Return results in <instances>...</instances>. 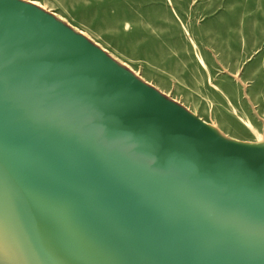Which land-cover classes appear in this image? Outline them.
Here are the masks:
<instances>
[{
  "label": "rangeland",
  "instance_id": "obj_1",
  "mask_svg": "<svg viewBox=\"0 0 264 264\" xmlns=\"http://www.w3.org/2000/svg\"><path fill=\"white\" fill-rule=\"evenodd\" d=\"M17 1L51 16L216 138L264 155V0ZM21 34L34 59L15 73L0 56L17 88L43 59L41 38ZM21 105V118L12 107L6 117L38 213L44 264H264V234L234 239L184 198L130 178L94 147L87 128L69 134L76 122L68 129L56 109L32 97ZM2 182L0 264H32L14 190Z\"/></svg>",
  "mask_w": 264,
  "mask_h": 264
},
{
  "label": "water",
  "instance_id": "obj_2",
  "mask_svg": "<svg viewBox=\"0 0 264 264\" xmlns=\"http://www.w3.org/2000/svg\"><path fill=\"white\" fill-rule=\"evenodd\" d=\"M26 31L41 38L43 59L36 77L24 87L10 86L0 70V167L16 191L39 248L42 237L38 213L6 114L12 107L21 118V103L29 97L49 110L39 99L48 93L56 97L69 126L82 114L126 161L197 193L222 214L264 227V157L257 155V150L216 138L48 14L17 0H0V56H8L15 73L26 57L34 59L33 45H28L21 34ZM76 128L69 131L64 127L69 134ZM94 138V147L130 178L156 186L126 170ZM173 195L184 198L209 224L220 226L230 235L208 211L181 195Z\"/></svg>",
  "mask_w": 264,
  "mask_h": 264
},
{
  "label": "bare ground",
  "instance_id": "obj_3",
  "mask_svg": "<svg viewBox=\"0 0 264 264\" xmlns=\"http://www.w3.org/2000/svg\"><path fill=\"white\" fill-rule=\"evenodd\" d=\"M41 101H43V103L48 108L52 107L53 109H56V111L63 117L62 121L68 129H70L71 126L74 125V124L71 126L68 125L65 113L62 111L60 104L56 100V97H54L52 95V93L51 94L48 93L47 95L43 96ZM17 109H18V107H17ZM75 122H76L75 127L79 126L80 128H84V129L87 128L89 131H91L94 134V136L96 137V139L103 145V147L106 149V151L119 164H121L126 170H128L129 172H131L135 175L138 174L139 177L146 180L147 182L149 181V182L153 183L154 185L159 186L163 189H166L173 194L181 195V196L191 200L192 202L196 203L201 208L208 211V213L213 216L212 218H214L215 220H218L220 223H222L223 229L226 230L234 239L242 240L245 242H253L254 240H256L255 238L257 237V235L264 234V227H262V226L260 227L257 223L248 222V221H241L239 219L231 217L230 215L222 214L221 211H219L218 207H216L214 204H211L210 202L206 201L205 199L202 198V196L198 195L197 193H194L193 191H190L189 189L184 188L182 186L175 185L163 177L152 175V174L148 173L147 171H144L143 169H141V168L131 164L130 162L126 161L108 144V142L104 139V137L102 136L100 131L97 129H94L88 123V121L84 119L82 114H81V116L79 115L77 117V120ZM256 146L251 145V147H256ZM253 150H255V148H253ZM257 155L264 157L263 154H260L258 152H257ZM0 176L4 180L3 182H5V184L9 183L11 185L12 189L14 190L15 207H17V210L21 215L20 217L23 221V225H24L25 230L28 231L29 242H28V245H26V246H27L28 251H29L30 256H31V258H29L30 263L32 262V264H44L43 259H42V256H43L42 255V252H43L42 249L43 248L42 247L39 248V246H37L36 239H35L32 231H31V228L29 227L26 212H25L24 208L21 206V203H20V200L16 194V191L13 188L10 181H8V178L6 177V174L4 173L2 167H0ZM0 182H2V181L0 180ZM3 182L1 183L2 185H4ZM4 186H6L7 188H10L7 185H4ZM24 232H26V231H24ZM26 235H27V232H26ZM27 255H28V253H27ZM28 257H29V255H28Z\"/></svg>",
  "mask_w": 264,
  "mask_h": 264
}]
</instances>
